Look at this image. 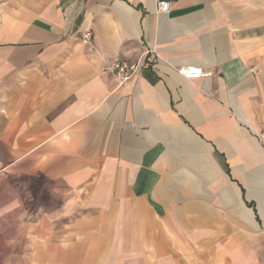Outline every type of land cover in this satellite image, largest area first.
Here are the masks:
<instances>
[{
	"label": "crops",
	"instance_id": "0c3cea01",
	"mask_svg": "<svg viewBox=\"0 0 264 264\" xmlns=\"http://www.w3.org/2000/svg\"><path fill=\"white\" fill-rule=\"evenodd\" d=\"M196 258L264 264V0H0V264Z\"/></svg>",
	"mask_w": 264,
	"mask_h": 264
},
{
	"label": "built area",
	"instance_id": "2783aa9c",
	"mask_svg": "<svg viewBox=\"0 0 264 264\" xmlns=\"http://www.w3.org/2000/svg\"><path fill=\"white\" fill-rule=\"evenodd\" d=\"M171 10V4L170 2L167 1H161L158 4V12L162 14H168ZM94 32L91 28H87L83 31V33L80 36L81 42L89 46L90 50L94 49ZM154 53V51H148L146 55L149 53ZM145 56L142 57V59L136 61V62H127L121 59H114L112 62H109L108 64L105 65L103 68V72L112 74L115 76L118 81L121 84H124L126 82H129L139 75L141 72L143 66H144V58ZM178 73L183 76L186 79L189 80H197L203 76H210V73H205L201 69H196V68H180L178 70Z\"/></svg>",
	"mask_w": 264,
	"mask_h": 264
},
{
	"label": "rangeland",
	"instance_id": "374dc122",
	"mask_svg": "<svg viewBox=\"0 0 264 264\" xmlns=\"http://www.w3.org/2000/svg\"><path fill=\"white\" fill-rule=\"evenodd\" d=\"M191 261H192V258H191ZM193 264H203V262L200 260V262H198L197 261V258H196V260L194 261V263Z\"/></svg>",
	"mask_w": 264,
	"mask_h": 264
}]
</instances>
